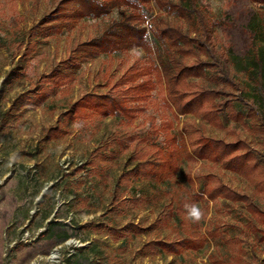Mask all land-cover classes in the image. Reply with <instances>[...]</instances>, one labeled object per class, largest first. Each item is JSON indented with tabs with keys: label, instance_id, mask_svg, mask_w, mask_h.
Listing matches in <instances>:
<instances>
[{
	"label": "rangeland",
	"instance_id": "rangeland-1",
	"mask_svg": "<svg viewBox=\"0 0 264 264\" xmlns=\"http://www.w3.org/2000/svg\"><path fill=\"white\" fill-rule=\"evenodd\" d=\"M59 1L0 0V264H213L219 255L238 258L236 264H264V240L251 231L242 202L197 200L204 212L199 223L186 211L170 213L179 194L185 206L189 193L215 180L247 193L264 211V191L247 178L219 162L183 156L162 181L137 169L145 159H164L167 150L180 153L172 137L183 122L225 141L243 138L264 160V75L252 77L241 67L248 54L264 50V8L250 0H198L215 50L228 58L241 84L236 92L254 110L245 124L224 119L216 126L190 114L173 116L145 50L88 58L75 50L119 18L123 6L63 21L56 15ZM143 11L147 26L157 13L172 18L154 0ZM136 71L143 74L127 79ZM149 77L153 88L133 101L140 108L132 117L89 106L77 116L74 104L84 94L114 92ZM233 104L246 113L240 101ZM251 122L263 130L252 131ZM213 227L221 236L208 237L198 249L156 252L148 244L202 239Z\"/></svg>",
	"mask_w": 264,
	"mask_h": 264
},
{
	"label": "trees",
	"instance_id": "trees-1",
	"mask_svg": "<svg viewBox=\"0 0 264 264\" xmlns=\"http://www.w3.org/2000/svg\"><path fill=\"white\" fill-rule=\"evenodd\" d=\"M250 1L264 8V0ZM154 3L159 12H166L172 18L157 13L154 22L145 25L147 17L143 9L145 5L149 7L150 0H60L56 15L63 21L96 18L108 14L114 7L123 6L125 11L119 18L111 20L96 35L77 43L75 50L82 53L83 58L139 47L151 55L150 67L155 80L161 85L160 96L174 117L190 114L216 126H222L224 119L245 124V116L254 114L253 107L236 92L241 89V84L234 77L228 58L215 50L209 20L198 0H154ZM261 36L264 39V20ZM262 60L264 50L258 54H248L241 67L252 77L256 73L263 76ZM142 74L136 71L128 75L127 79L133 81ZM152 88L153 82L149 77L122 86L114 92L86 93L74 104L78 109L77 116L88 113L85 106H89L98 113H120L124 117H132L140 108L133 101L147 98ZM234 100L247 108L246 113L243 109L235 108ZM250 129L263 130L254 122H251ZM172 138L178 140L180 153L172 156V152L167 150L164 159L139 162L137 169L143 176L162 181L178 169V160L183 156L191 161L219 162L223 168L247 178L258 191H264V160L257 157L245 139L225 141L205 135L197 125L187 122L182 123L179 136L173 135ZM181 197L179 194L174 198L170 210L172 215L186 211ZM220 198L242 202L251 216L247 222L251 231L258 240H264V228L259 226H264V211L247 193L235 190L220 180L205 181L196 192L189 193L188 202L194 204L197 200L206 199L215 202ZM218 233L221 236L213 227L207 230L202 239L185 236L171 241L153 240L148 244L156 252L165 249L179 253L185 246L200 248L208 237L215 240ZM237 260L232 256L219 255L212 263L236 264Z\"/></svg>",
	"mask_w": 264,
	"mask_h": 264
},
{
	"label": "clouds",
	"instance_id": "clouds-1",
	"mask_svg": "<svg viewBox=\"0 0 264 264\" xmlns=\"http://www.w3.org/2000/svg\"><path fill=\"white\" fill-rule=\"evenodd\" d=\"M186 216L193 223H199L204 218L203 210L196 204H186Z\"/></svg>",
	"mask_w": 264,
	"mask_h": 264
}]
</instances>
